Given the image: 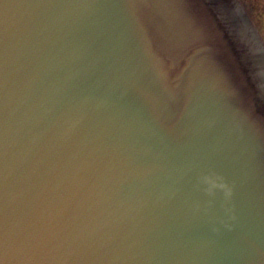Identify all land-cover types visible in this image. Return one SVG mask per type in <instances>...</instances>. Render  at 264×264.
Here are the masks:
<instances>
[{
	"label": "water",
	"instance_id": "1",
	"mask_svg": "<svg viewBox=\"0 0 264 264\" xmlns=\"http://www.w3.org/2000/svg\"><path fill=\"white\" fill-rule=\"evenodd\" d=\"M235 29L231 0H0V264H264V58ZM210 172L231 231L219 195L192 215Z\"/></svg>",
	"mask_w": 264,
	"mask_h": 264
},
{
	"label": "clouds",
	"instance_id": "2",
	"mask_svg": "<svg viewBox=\"0 0 264 264\" xmlns=\"http://www.w3.org/2000/svg\"><path fill=\"white\" fill-rule=\"evenodd\" d=\"M231 17L236 21V35L248 50L249 55L264 58V27L258 25L250 10L248 0H231ZM250 76L257 84L258 90L264 94V62L256 65L250 72ZM196 188L207 197V201L203 205L200 202L194 203L191 206L192 215H210L219 195L221 198L220 208L224 216L227 217V220L221 219L219 223L231 231L232 225L228 221L236 220L232 206L235 185L229 184L223 176L210 172L200 176ZM211 231L217 234L220 228L213 226Z\"/></svg>",
	"mask_w": 264,
	"mask_h": 264
},
{
	"label": "rangeland",
	"instance_id": "3",
	"mask_svg": "<svg viewBox=\"0 0 264 264\" xmlns=\"http://www.w3.org/2000/svg\"><path fill=\"white\" fill-rule=\"evenodd\" d=\"M248 2L258 25L264 27V0H248Z\"/></svg>",
	"mask_w": 264,
	"mask_h": 264
}]
</instances>
